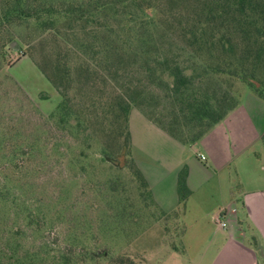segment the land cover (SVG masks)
<instances>
[{"label":"rangeland","instance_id":"obj_1","mask_svg":"<svg viewBox=\"0 0 264 264\" xmlns=\"http://www.w3.org/2000/svg\"><path fill=\"white\" fill-rule=\"evenodd\" d=\"M174 14V22H192L194 18V11L187 9ZM108 15L110 19H119L111 17V13ZM152 15L151 12L138 15L136 23L152 21ZM210 27L215 33L199 53L196 47L184 46L174 32L166 34L164 42L167 47L170 44V50L178 56L189 76L192 95L213 96L228 90L238 98L235 131L239 143L235 153L248 157L257 151L264 158V133L258 138L260 127H264V101L243 79L254 74V79L248 80L264 90V41L256 33L257 17L248 11L236 15L230 23ZM242 31L248 32L247 39ZM36 32L32 23L13 28L12 40L6 41L0 50L3 55L2 61L0 58V183L8 179V199L11 201L13 195L19 198L14 204L10 202L6 214L0 208V247L8 244L6 256L27 264H106L117 257L124 259V264H194L206 246V234L209 236L216 225L212 220L205 221L204 214L216 207L219 199L205 188L217 186L224 193L230 185L234 194L230 199L236 198L237 216L245 218L239 174L254 171V165L236 159L218 166L216 172L207 171L210 176L203 174L206 187L194 193L189 203L187 198L184 211L188 209L189 214L185 219L160 211L152 204L151 192L148 195L135 177L121 167V160L109 161L100 152L101 144L108 140V122L94 114L88 115L86 110L79 118L83 130L78 132L75 128L69 132L59 125L56 127L55 119L49 118L60 96L31 60L40 61L42 52L49 48L45 41V49L41 50ZM226 38L232 49L223 53L221 46H227ZM211 42L215 49H211ZM127 76L120 85L128 80L146 82L143 74ZM164 76L166 82L171 81V77ZM107 82L113 84L108 77ZM75 88L80 86L76 84ZM109 88L99 84L94 93L89 92L91 99H82L86 109L92 104L98 108L97 102L104 101ZM154 91H157L152 92L157 97L155 107L144 105L131 109L128 121L131 156L134 159V153L147 165L153 162L152 157L164 156L163 174L161 168L156 172L170 182V163L192 160L194 151L205 147L202 142L195 146L182 144L158 125L160 117L167 123L175 117L180 124L184 120L176 100L165 99L160 89ZM73 92L78 95L81 91ZM70 122L74 127L77 124L74 118ZM141 122L156 128L183 149L157 138L141 137L136 133ZM131 130L136 142L134 149ZM232 134L235 135L227 133ZM211 141L213 144L210 142L209 146L216 150L220 141L213 138ZM144 171L150 178L158 179L153 169L144 166ZM18 228L20 231L15 236L13 231ZM172 251L178 253L171 258ZM1 252L0 264L4 262Z\"/></svg>","mask_w":264,"mask_h":264},{"label":"trees","instance_id":"obj_2","mask_svg":"<svg viewBox=\"0 0 264 264\" xmlns=\"http://www.w3.org/2000/svg\"><path fill=\"white\" fill-rule=\"evenodd\" d=\"M183 9L194 11L192 22H174V11ZM248 11L257 17L256 33L264 41V0H207L206 3L204 0H0V50L6 41L12 40L13 28L34 24L41 50L45 49V41L49 48L42 52L40 61L31 60L60 96V102L49 118L55 119L56 127L59 125L60 129H69V132L75 128L81 132L79 118L86 110L88 115L94 114L108 122V140L101 144L100 152L109 161L121 160V167L127 169L149 195L148 183L131 156L128 121L132 107H155L157 97L152 92H157L154 89L164 91L165 99L173 98L180 106L178 112L184 124L177 122L176 117L169 123L160 117L158 125L178 142L193 145L238 105V98L228 90L213 96L192 95L189 76L178 56L170 50V44L167 47L164 42L166 34L177 33L184 46L196 47L199 53L215 33L211 25L230 23L236 15H245ZM147 12L153 13V20L141 23L142 20L137 24L138 15ZM109 13L119 19H110ZM242 34L247 39L248 32L242 31ZM226 40L227 46H221L223 53L232 49L230 40ZM210 47L215 49L213 42ZM0 58L2 61V53ZM127 74H143L146 82L128 80L120 85V81L128 79ZM164 75L171 77V81L166 82ZM107 77L114 85L108 84ZM243 79L264 101V90L248 80L254 79V74ZM76 84L80 88H75ZM99 84L110 87V92L105 94L104 101L97 102L98 108L92 104L86 109L82 99H91L89 92L94 93ZM76 89L81 91L80 94L71 93ZM101 91L105 93V89ZM72 118L77 122L75 127L70 122ZM3 159L11 161V158ZM186 177L187 167L184 166L177 177L179 205L176 211L169 213L177 214L178 218L190 195ZM4 180L0 183V208L6 214L10 202L14 204L19 198L13 195L11 201L8 199L9 181ZM19 231L20 228L13 234L17 236ZM0 250L4 255L2 264H27L6 256L8 244ZM123 261L117 257L109 264H124ZM260 264H264V255Z\"/></svg>","mask_w":264,"mask_h":264},{"label":"crops","instance_id":"obj_3","mask_svg":"<svg viewBox=\"0 0 264 264\" xmlns=\"http://www.w3.org/2000/svg\"><path fill=\"white\" fill-rule=\"evenodd\" d=\"M238 107L239 103L222 121L214 125L198 142L192 145L195 146L197 143L202 142L205 147L204 150L197 149L194 151V159L187 162L170 163V171L172 173L170 182L167 177L160 176L157 173L159 168H161V174H163L162 167L166 165L164 156L155 158L151 156L153 162L147 165L148 163H145L133 153L136 164L148 181L154 206L166 214L172 213L178 208L177 177L184 166L187 167L186 185L190 191L189 203L194 193L206 187L203 174L210 176L207 171L213 170L216 172L218 166H224L236 159L244 160L248 163L251 162V165H254V171H247L244 175L239 174L242 187V213H245V218L243 215L241 219L237 216L236 203L234 202L236 198L230 199L234 195L230 185L228 189L226 187L224 192L226 194L217 186L205 188L206 192L210 191L213 196L219 199L216 207L204 214L205 221H214L216 216L223 212L227 227L226 229H221L217 225L212 227V232H209V236L206 234V246L202 250L200 258L194 264H260L264 255V158L257 151L248 157L239 154L238 156L235 153L236 146L239 143L238 131H235L238 125L236 116ZM136 130V133L141 137L157 138L168 145H173L177 149H183V146L172 141L146 122H141ZM231 132H234L235 135L228 136L227 133L231 134ZM263 133L264 127L261 126L258 138ZM131 138L132 148L134 149L136 142L133 140L132 130ZM212 138L220 141V145H218L216 150L209 146L210 142L213 144ZM200 154L205 158L203 161L198 157ZM144 166L154 170L155 175L158 176V179L156 178L157 181L148 176L147 172L144 171ZM197 177L198 182L196 180ZM210 197L213 201L212 196H209V199ZM188 214L189 210L187 209L180 215V219H185ZM184 234L187 235V230ZM194 235L199 236L197 233H194ZM174 253L178 252L172 251L170 254L171 258Z\"/></svg>","mask_w":264,"mask_h":264},{"label":"built area","instance_id":"obj_4","mask_svg":"<svg viewBox=\"0 0 264 264\" xmlns=\"http://www.w3.org/2000/svg\"><path fill=\"white\" fill-rule=\"evenodd\" d=\"M198 157H199V159L200 160H204L205 158H204V156L203 155H198ZM214 223L219 227V228H221V229H226V227H227V222H226V220L224 219V214H223V212H220L217 216H216V218L214 219Z\"/></svg>","mask_w":264,"mask_h":264}]
</instances>
